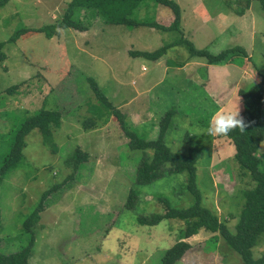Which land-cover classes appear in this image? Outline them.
Segmentation results:
<instances>
[{"label":"rangeland","instance_id":"374dc122","mask_svg":"<svg viewBox=\"0 0 264 264\" xmlns=\"http://www.w3.org/2000/svg\"><path fill=\"white\" fill-rule=\"evenodd\" d=\"M70 1L9 0L0 7V42H5L7 55L0 62V156L9 152L28 116L43 108L61 113L59 122L51 125V136L37 128L26 137L20 160L0 185V251H20L34 238L30 264H162L165 251L179 239L184 221L166 218L157 225H143L137 216L163 213L167 201L171 206H190L194 197L186 188V172L137 184L136 168L143 152L130 148V137L112 109L96 96L92 81L120 109L129 129L155 139L167 115L165 140L173 151L188 152L193 143L199 146L202 204L235 231L244 205L235 145L225 136L208 134L216 104L198 81L206 75V64L198 76L192 73V64L185 72H179L178 66L191 59L206 62L203 57H191L188 44L215 54L233 48L236 55L226 70L218 67L216 77L224 94L237 80L238 88L244 89L259 82L264 72L261 1L253 0L240 15L245 0L240 4L236 0H176L182 11L181 30L111 24L97 18L85 31L57 27L52 37L29 31L9 41L18 28L60 23ZM133 17L167 25L174 19L170 8L153 0L146 1ZM176 41L162 63L131 54ZM13 85L17 87L8 92ZM142 87L145 91L138 98L145 104L136 103L134 110L145 117L136 121L134 112L129 117L120 106ZM230 108L242 110V98L236 97ZM92 129L96 132L89 133ZM78 149L86 152L87 159L75 169ZM258 155L264 170V140ZM56 185L43 201L39 221L26 231L25 220L41 204L44 192ZM133 188L139 198L132 210L125 203ZM195 243L197 256L182 257L176 264L244 263L220 232L205 230ZM252 252L254 258L264 254V233Z\"/></svg>","mask_w":264,"mask_h":264},{"label":"trees","instance_id":"16d2710c","mask_svg":"<svg viewBox=\"0 0 264 264\" xmlns=\"http://www.w3.org/2000/svg\"><path fill=\"white\" fill-rule=\"evenodd\" d=\"M8 1L0 0V7ZM146 1L148 0H71L60 23L36 28H18L10 36L9 41H17L21 35L29 31H42L52 37L57 32V27L75 28L85 31L94 24L97 18H102L106 23L111 24L151 25L163 31L181 30L182 11L176 0H153L172 10L174 19L169 25L159 23L157 20L153 22L136 20L133 17L134 12L144 6ZM245 1V8L238 11L240 15L246 12V8L250 7L253 0ZM259 1H261L264 8V0ZM236 2L240 4L242 1L236 0ZM176 43L178 41L167 43L154 51L133 50L131 54L157 61ZM4 44L5 42H0V62L7 57L3 51ZM188 46L191 57H203L208 64L230 63L231 58L236 55L234 53L236 49L233 48L215 54L206 49H196L192 44H188ZM261 76L262 78L259 82L254 83L247 89L239 88L238 91L243 103L241 117L248 127L244 131L237 127L227 135H221L230 139L235 145V159L241 168L238 174L244 185V205L240 216H238L234 228L235 231H232L225 222L221 221L216 211L202 204L203 194L199 188L197 178V162L202 155V150L199 149V146L193 143L188 152L173 151L165 140L168 128L167 115L161 119L160 134L155 139H147L129 129L120 109L113 105L95 81H92L96 96L112 109L121 127L127 136L130 137V148L143 152L141 161L136 168L137 184H146L172 173L186 172L187 174L186 188L194 197V202L190 206H171L166 199L167 210L165 212L148 215L139 214L137 216L138 222L143 225H157L166 218L179 219L185 222V227L180 230L179 239L165 251L162 264H176L191 247L186 239L198 233L201 229L212 233L220 232L226 243L240 253L244 264H264V254L259 258H254L252 252V248L257 244L259 236L264 233V170L260 168L262 159L258 155L259 146L264 140V72ZM16 87L17 85H13L7 91L12 92ZM60 117V111L43 108L37 113L28 116L22 122L14 136L9 152L0 156V185L8 170L20 160L23 149L27 145L26 137L32 130L38 128L45 136L49 137L52 131L51 125L58 123ZM188 138L186 139L187 143H189ZM74 157L75 169H78L81 162L87 159V154L78 149L75 151ZM56 187L57 185L44 192L41 204L25 220L26 231H30L34 224L39 221L40 211L43 210L44 206L43 201ZM138 198L139 193L137 190L131 189L125 206L128 209H135ZM33 243L34 238L31 239L28 246L20 251L9 254L0 251V264H30L29 259Z\"/></svg>","mask_w":264,"mask_h":264},{"label":"crops","instance_id":"0c3cea01","mask_svg":"<svg viewBox=\"0 0 264 264\" xmlns=\"http://www.w3.org/2000/svg\"><path fill=\"white\" fill-rule=\"evenodd\" d=\"M170 21L171 20L169 19L168 22H170ZM159 23L167 25V22H164V21H159ZM165 55L163 57H161L159 60H157V63H160V62L162 63V58H164ZM193 61L194 60L191 59L185 65H183V63L179 64L180 66H178V70H179V72H183V71L185 72V68H187L189 65L192 64V66H190L193 70L192 73H195L198 76V73L200 74V67L203 66L204 64H206V67H207L206 75H204L202 78L198 77V81L202 85V88L205 89V91H204L205 94L207 96H210V99L212 101L215 100L216 107L214 108L211 116L209 117L210 122L212 121L213 116L219 111H225V112H228V111H237L238 112V111H240V116H241L242 110L240 108H238V110H231V108H230L231 103L236 99V97L239 96L241 99V96L239 95V92H238L239 88H240V87L238 88V80L236 81L234 88L231 91L228 90V92H226V94H224V90H222V86L220 87V85L217 84L218 82H217L216 77H217L219 68H224L226 70V68H228L226 66L229 65V63H226V64H208L207 62H197V61L193 62ZM219 66H221V67H219ZM245 74H247V73L245 72ZM228 75H229V73H228ZM143 88L144 87L136 89L135 95L125 105L123 104L120 106V107L123 106L121 109H126L129 117H130V114L134 112L133 116H134V120H136V121H138V119L140 121H142L145 117V113H141L142 111L139 112V111L134 110V106L136 103H138L139 105L145 104V100L143 98L142 99H141V97L138 98V95H141L142 91H145ZM90 132H96V131H95V129H92L89 131V133ZM202 232L204 233L205 230L201 229V230H199L198 233H196L193 236L186 239V241H188L190 243L191 247L186 251L183 258L187 257L188 260H192L195 256H197L196 253H193V252H195V248H194L196 246L195 242H197L198 235H200ZM214 238H217V237L214 236ZM175 241H177V240H175Z\"/></svg>","mask_w":264,"mask_h":264},{"label":"clouds","instance_id":"9594fccd","mask_svg":"<svg viewBox=\"0 0 264 264\" xmlns=\"http://www.w3.org/2000/svg\"><path fill=\"white\" fill-rule=\"evenodd\" d=\"M237 127L241 131H244L248 127L240 116V111H219L213 116L207 131L210 136H221L227 135Z\"/></svg>","mask_w":264,"mask_h":264}]
</instances>
